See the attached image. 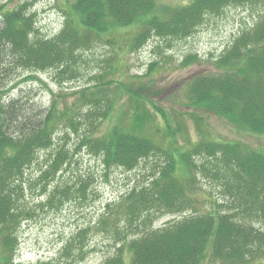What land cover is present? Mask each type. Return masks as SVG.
Masks as SVG:
<instances>
[{"label": "trees", "instance_id": "16d2710c", "mask_svg": "<svg viewBox=\"0 0 264 264\" xmlns=\"http://www.w3.org/2000/svg\"><path fill=\"white\" fill-rule=\"evenodd\" d=\"M27 2L0 9V57L3 55L6 60L2 69L7 77L11 76L14 64L40 69L71 64L80 45L114 25L127 28L146 17L148 28L131 45L136 50L153 31L172 38L187 37L208 15L222 12L227 5L264 0H190L175 9L169 21L153 15L149 18L147 14L154 10L152 0H75L67 13L65 28L51 39L34 35V14ZM217 64L225 71L202 73L190 79V104L227 118L237 128L264 134V14L238 36ZM140 85L144 89L149 87L143 82ZM3 86L0 78V88ZM102 90L100 87L98 92ZM128 91L130 98L137 97V89ZM99 94L91 88L82 90L77 101L81 104L80 112L67 107L58 110L54 101L43 108L21 97L6 104L0 94V264L12 263L17 239L14 225L21 220V205L16 203L22 197L19 187L23 186L27 169L36 162L40 150L55 145L59 148L43 177L56 176L70 158L69 150L56 142L61 126L72 129L79 144L100 155L107 165L133 168L141 158L167 157L165 164H158L159 169L147 186L135 188L123 198L121 205L125 206L129 222L150 219L149 211L154 209L179 212L193 208L199 176L219 182L237 203L225 211L215 206L163 228L144 230L128 241L126 253L120 247L103 264H127L129 252L130 264H202L207 253L215 259L243 264L255 256H264V231L254 224L264 223V152L253 151L239 142L201 141L180 149L176 155L175 149H165L148 137L125 132L120 126L98 137L97 125L109 116L114 104V100L109 103ZM163 116L167 133L173 136L169 118ZM79 241L73 237L60 251L62 258H68L64 264H74L81 257H70Z\"/></svg>", "mask_w": 264, "mask_h": 264}, {"label": "rangeland", "instance_id": "374dc122", "mask_svg": "<svg viewBox=\"0 0 264 264\" xmlns=\"http://www.w3.org/2000/svg\"><path fill=\"white\" fill-rule=\"evenodd\" d=\"M23 1L26 0H0V9L13 8ZM152 1L154 10L147 14L149 18L153 15L165 20L172 17L175 9L190 2ZM74 3L75 0H28L30 12L34 14V35L44 39L58 35L65 28L67 13ZM263 14L261 2L230 4L222 12L208 15L187 37L172 38L153 31L139 48L132 50L135 37L148 28L144 17L127 28L111 26L108 32L80 45L71 64L44 69L14 64L10 77L2 69L6 60L1 55L0 78L4 84L0 88L1 100L8 104L21 97L43 108L54 101L58 110L67 107L80 112L81 104L77 101L81 90L87 87L103 94L109 103L118 100L113 104L111 118L102 123L101 133L121 120L126 124V131L150 137L165 149H175L176 155L180 149H188L201 141L239 142L253 151L264 152V134L237 128L225 117L192 106L187 93L192 77L225 71L217 66V60ZM141 82L149 87L142 88ZM102 86V92H98ZM128 89H137V97L130 98ZM144 114L149 117V126L135 122ZM164 114L172 125L173 136L167 133ZM57 132L56 142L69 150L70 158L56 176L43 177L56 153L58 145H55L40 150L36 162L27 169L23 186L19 187L22 197L16 203L21 205V220L14 225L17 239L10 264H48L49 261L64 264L68 258H62L60 251L73 237L80 241L70 257L85 256L74 264H102L120 247L127 252L128 241L144 230L163 227L215 206L219 211L237 206L219 182L199 176L194 205L197 209L183 212L155 209L149 211L150 219L129 222L125 206L121 205L123 198L134 188L147 186L159 169L158 164H165L167 157L151 156L128 170L121 165L105 164L100 155L79 144V137L72 129L61 126ZM254 224L264 231V223ZM130 256L129 252L128 264ZM202 264L233 263L207 253ZM243 264H264V256H255Z\"/></svg>", "mask_w": 264, "mask_h": 264}]
</instances>
